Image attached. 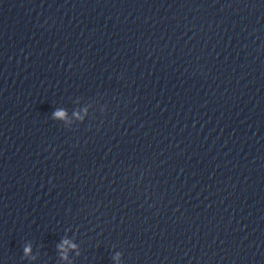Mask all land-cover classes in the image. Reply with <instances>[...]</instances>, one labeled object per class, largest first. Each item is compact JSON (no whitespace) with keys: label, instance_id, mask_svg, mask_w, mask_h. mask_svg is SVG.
Wrapping results in <instances>:
<instances>
[{"label":"clouds","instance_id":"clouds-1","mask_svg":"<svg viewBox=\"0 0 264 264\" xmlns=\"http://www.w3.org/2000/svg\"><path fill=\"white\" fill-rule=\"evenodd\" d=\"M56 115H57V116H63V115H64V113H63V112H57V113H56ZM25 251H26V252H28V251H29V249H26Z\"/></svg>","mask_w":264,"mask_h":264}]
</instances>
